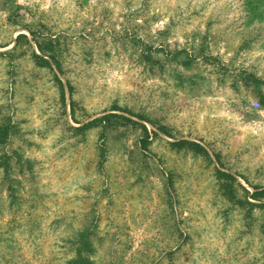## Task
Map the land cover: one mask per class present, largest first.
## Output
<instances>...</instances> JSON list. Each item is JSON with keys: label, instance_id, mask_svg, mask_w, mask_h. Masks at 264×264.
Listing matches in <instances>:
<instances>
[{"label": "rangeland", "instance_id": "1", "mask_svg": "<svg viewBox=\"0 0 264 264\" xmlns=\"http://www.w3.org/2000/svg\"><path fill=\"white\" fill-rule=\"evenodd\" d=\"M0 127V264H264V0H0Z\"/></svg>", "mask_w": 264, "mask_h": 264}, {"label": "trees", "instance_id": "2", "mask_svg": "<svg viewBox=\"0 0 264 264\" xmlns=\"http://www.w3.org/2000/svg\"><path fill=\"white\" fill-rule=\"evenodd\" d=\"M21 37L25 38L24 35H19L17 37V40H19ZM37 57V56H36ZM38 58V57H37ZM39 60H41L43 63L47 64L48 65V62L42 58H38ZM8 134H9V128L8 127H0V143L4 142L5 140L8 139ZM182 143H188L189 145H195L197 146L196 144H192L190 142H186V141H181ZM180 143V142H178ZM264 193V191H263ZM262 193V194H263ZM77 261H83L84 263H88V261L86 259H83L80 254H78V258H77Z\"/></svg>", "mask_w": 264, "mask_h": 264}]
</instances>
